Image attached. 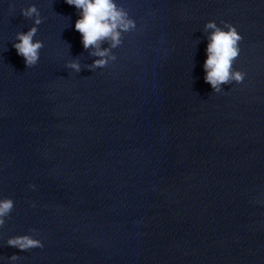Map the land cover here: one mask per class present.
I'll return each mask as SVG.
<instances>
[{"label":"clouds","instance_id":"obj_1","mask_svg":"<svg viewBox=\"0 0 264 264\" xmlns=\"http://www.w3.org/2000/svg\"><path fill=\"white\" fill-rule=\"evenodd\" d=\"M65 3L78 10L79 18L74 27L81 34L83 48L91 49L89 54L98 57L87 66L88 70L104 68L110 61H115L116 56L111 54V51L123 43L125 33L136 29V21L129 16L128 11L116 0H65ZM21 15L26 19H32L33 26L27 32L16 34L13 47L17 54L23 57L26 67L31 68L39 62L40 50L44 47L42 41L34 39L38 26L44 18L35 5L21 9ZM220 24L223 27L218 26L215 21H208L204 26L205 32L208 33L207 58L203 64L204 80L216 93L221 92L223 85H229L232 82L242 83L246 75L233 67L234 61L240 54L239 42L242 36L232 24L225 21H221ZM105 42L109 47L101 48V44ZM66 67L76 73L81 71V65L77 59L67 62ZM30 187L35 186L30 185ZM13 209L12 199H0V227L5 224V219L9 217ZM7 245L21 251L43 247L41 240L27 234L10 237ZM19 258L16 254L9 257L12 261Z\"/></svg>","mask_w":264,"mask_h":264}]
</instances>
